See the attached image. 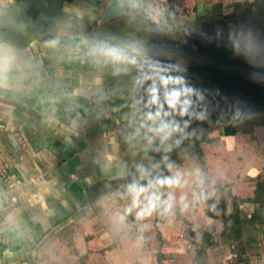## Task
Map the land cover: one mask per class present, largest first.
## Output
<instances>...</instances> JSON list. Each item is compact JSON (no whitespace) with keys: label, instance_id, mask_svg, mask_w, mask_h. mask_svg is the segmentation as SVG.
<instances>
[{"label":"crops","instance_id":"crops-1","mask_svg":"<svg viewBox=\"0 0 264 264\" xmlns=\"http://www.w3.org/2000/svg\"><path fill=\"white\" fill-rule=\"evenodd\" d=\"M156 1L177 10V24L196 25L234 19L238 4L256 0ZM107 3L98 4V14ZM82 6L87 8V3ZM75 24L77 30L60 32L47 47L34 41L17 48L9 39L0 52V264H115L109 260L112 251L123 247V237L140 239L149 264H264L261 253L257 257L243 253L247 257L237 262L239 249L222 240L224 222L209 215L193 180H187L189 195L181 194L182 176L191 168L187 160L162 163L168 174L164 184L153 181L146 189L143 182L140 189H145L139 195L134 192L125 180L129 164L113 131L118 119L114 123L110 116L111 99L96 44L84 27ZM16 39L28 40L22 35ZM237 132L226 134L235 138L234 149L218 145L207 155L212 183L234 181L230 169H237L233 160L240 152L253 158L240 160L241 177L231 184L230 204L225 200L229 211L232 195L247 199L255 195L257 183L248 174L253 165L264 162L263 142L244 133L250 138L241 143L240 129ZM128 145L133 154L145 153ZM153 190L159 198L166 195L155 209L159 198ZM130 207L133 219L126 215ZM141 219L152 225L147 231L150 248L142 246L147 225ZM204 230H211L216 239L206 253L201 251Z\"/></svg>","mask_w":264,"mask_h":264},{"label":"water","instance_id":"water-1","mask_svg":"<svg viewBox=\"0 0 264 264\" xmlns=\"http://www.w3.org/2000/svg\"><path fill=\"white\" fill-rule=\"evenodd\" d=\"M47 1L36 0L38 26L33 29L26 21L23 31L38 32L44 18L56 24L62 0ZM133 2L108 0L99 24L126 15ZM262 12L247 8L234 19L205 20L191 30L154 22L143 13L156 102L172 129L182 134L217 126L229 117L249 119L251 113L264 110V28L256 22L264 18ZM157 150L153 146L152 151Z\"/></svg>","mask_w":264,"mask_h":264},{"label":"trees","instance_id":"trees-1","mask_svg":"<svg viewBox=\"0 0 264 264\" xmlns=\"http://www.w3.org/2000/svg\"><path fill=\"white\" fill-rule=\"evenodd\" d=\"M149 0H145L140 6L131 8L127 17L132 19H119L112 24L104 27L103 31H107L109 36L107 42L100 45L103 60V70L107 76V86L111 99V109L121 108H143L148 116V120L142 124L147 129L150 136L156 132V142L160 135H166V142L173 143L176 136L181 135V131H176L168 125L167 117L161 112L158 103L156 102L155 82L151 77L150 63L146 57H150L151 47L148 45L146 35L142 32L145 8ZM134 3V2H133ZM251 7V3L238 4L236 8L247 9ZM177 10L173 7L165 10L164 18L171 22H175ZM139 17V18H138ZM119 44V45H118ZM120 50V51H118ZM122 50V51H121ZM108 56V57H107ZM145 71L149 72L145 76ZM221 129L225 134H235L239 128L234 124L220 126L216 129H210L200 139L201 141L210 142L213 138L212 133ZM134 140L132 137L130 138ZM129 139V140H130ZM177 142H174L176 146ZM167 145V144H164ZM200 156L203 157L201 147H196ZM182 150V147H181ZM180 152V151H178ZM158 155V151L156 153ZM158 162L165 163L163 157L157 158ZM167 174V171H165ZM168 175V174H167ZM143 188V187H142ZM166 196V195H165ZM254 201L257 206L254 208L250 216L245 214L243 204L248 201ZM205 202L209 215L217 218L221 217L224 222L222 230V240L234 242L243 240V235L246 230H253L258 225L264 224V180L261 175L258 178L255 195L252 199L242 198L237 195H232V210H228L227 202L222 198L214 196H206ZM126 215L128 219H133L132 207L127 208ZM203 246L201 251L206 253V249L216 242L215 235L211 230H204L201 236ZM244 249L237 250V262L242 260ZM162 256L159 250V258Z\"/></svg>","mask_w":264,"mask_h":264},{"label":"rangeland","instance_id":"rangeland-1","mask_svg":"<svg viewBox=\"0 0 264 264\" xmlns=\"http://www.w3.org/2000/svg\"><path fill=\"white\" fill-rule=\"evenodd\" d=\"M102 13L96 14L97 18L101 17ZM98 24H94V29L99 28V29H103L104 26H100L99 24V19L97 20ZM109 24V23H108ZM107 24V25H108ZM162 24H169L170 26H173L177 29H185V26L190 25V24H177L176 22H174V24L171 21L166 20L164 23L162 22ZM195 24V23H194ZM192 24V25H194ZM183 27V28H182ZM119 45V44H118ZM120 51V50H118ZM110 116L112 121L115 123L116 119H118V123L115 124L117 125L113 131H115L118 136H119V140L121 142V146L124 150V153L127 157V160H131L134 156V152L132 151H128V146L127 144L130 142L129 139L130 138H134L135 141H137V147L139 151H147V149L149 148L150 143H154L156 142V132L154 131V134L152 133L151 136L149 134V132L147 131L146 128L143 127V123L144 121L148 120V116L147 114L143 111V109L141 108H127L122 110L121 108H115L114 110L110 111ZM249 119L248 118H243V117H229L224 119V121L222 122V124L219 125H229V124H234L237 126V128H240V132L241 135H239V139L241 141V143H243V141H246L244 138L249 139L250 137H252V140L257 141L258 143H260L261 147H264V138L261 136L259 137V135L256 132V129L253 128V126H251V124L249 125ZM248 125L250 128H248ZM203 127H199L198 129L195 130H191L188 132V134H184L182 136H176L175 139H177V145L181 146L182 145V150H181V155L179 157V161H184L187 160V165L191 166L189 171H186L185 174H183V182H184V186L182 190H181V194L185 197L189 195L190 192V183L187 182L188 179L193 180V186L197 188V191L199 192V195L205 199L206 196L209 195H215L218 196L224 200H226L229 204L231 202V191H232V183H236V180L238 181V179L241 177L240 173L242 172V165L240 164L241 161L240 160H244V162L248 161V162H252L253 158H250L249 155H247L249 152H247L246 154H243L242 152H240L239 154H237V156L234 158V163L237 169L234 170L231 174L233 175V177H231L230 175V179L233 182L227 181L226 179L220 180L219 182L216 180L215 183L210 182V173H209V165H208V159H207V155L208 153H214V151H216V147L218 145H221L222 147L228 146L229 148L234 149L235 146V142L234 139L232 137H226V134L221 130V129H217V131H214L212 133L213 138L210 142L207 141H201L200 134L204 133V130L202 129ZM238 133V132H237ZM235 133V134H237ZM244 133H250V137L243 135ZM166 135H160L158 137V141L162 142L163 144L166 142ZM174 139V140H175ZM134 140H132V143ZM176 141V140H175ZM255 141H253L255 143ZM128 142V143H127ZM234 143V144H233ZM240 143V142H239ZM234 145V146H233ZM199 146L202 149V153H203V157L200 156V153L197 151L196 147ZM135 147V145L133 146ZM136 148V147H135ZM250 149V148H248ZM257 151L258 150H262L260 148H255ZM236 155V154H235ZM239 155V156H238ZM264 155H262L261 158H263ZM127 163L129 164L130 161ZM128 165V169H129ZM256 166V165H255ZM255 166L253 165L251 168V172H249L248 175H252L251 177H253V181H255L257 183L258 178L261 175V179L264 180V162H262L261 164H259L258 166H256L257 168H259V172H257L258 170L255 169ZM197 168V169H196ZM188 170V169H186ZM132 177H130L129 175L126 176L125 180H128V184H131L134 188L136 189L134 192H136L138 194L139 191H142L144 188L140 189V186L142 185V183L144 181L141 182V180H139L137 177L135 179H133L134 181H131ZM254 182V183H255ZM147 184V187L149 188V185L147 182H144ZM246 183V182H245ZM220 185H222V187H220ZM158 187V186H157ZM227 187V188H226ZM159 189H161L159 187ZM162 191V190H161ZM154 192V190H153ZM196 192V191H195ZM155 193V192H154ZM247 194H253V192H246ZM139 195V194H138ZM153 196H156L157 198H159V193H155ZM162 195L159 198V201H157L156 206H154L153 208H157L158 203H161V198ZM158 200V199H157ZM250 203L248 204H243V210L245 212V214L251 213V211L253 210V208H255V206H257L256 202L254 201H249ZM162 204V203H161ZM164 209V207H163ZM162 209V205H161V211ZM165 211V210H164ZM163 212V211H162ZM159 216V215H158ZM158 220V218H157ZM156 220V221H157ZM141 222L145 223V226L147 228V230H145L143 232V235H147L146 238V242L143 243L142 246L150 248L149 247V242H150V238H149V233L147 232L148 229H152V225H149V221H145L144 219H141ZM173 218L170 217L169 218V224L173 225ZM155 226V225H154ZM158 226V225H157ZM154 228V227H153ZM147 233V234H146ZM123 241V247L122 248H118L114 251H112L113 256L112 259L109 260V262H113L115 264H135V260L137 258H142L141 263L142 264H149L150 263V257L148 254H146L144 252V250L140 247L141 245V241L140 239H135V238H131V240L127 237H123L122 239ZM230 244H235L237 246V249L241 250L244 249L245 252L244 254H248L249 253V257H251V255H257L259 253L264 254V224L262 225H258V227L256 229L251 230H246L244 235H243V240H240V242L238 241H234V242H230ZM243 254V258L247 257Z\"/></svg>","mask_w":264,"mask_h":264},{"label":"flooded vegetation","instance_id":"flooded-vegetation-1","mask_svg":"<svg viewBox=\"0 0 264 264\" xmlns=\"http://www.w3.org/2000/svg\"><path fill=\"white\" fill-rule=\"evenodd\" d=\"M52 0L47 1L50 4ZM106 0H62L61 5V16L56 21L55 25H51L47 19H43L40 23L39 31L36 33L25 32L24 27L26 26V21L32 24L33 29L37 28L38 26V16L40 14V9L36 7V0H0V52L3 51L4 47H7L5 41H10L9 39L13 40V44L15 47H27L33 45L32 43L35 41V44L40 46L41 48L47 47L62 31L72 30L75 28L77 30V26L75 23H79L81 29L84 27L85 32L88 35L93 37V40L96 44L97 55L99 57V62L101 67L103 68V59L104 56L101 53L100 45L107 42L109 36L107 31H103L104 27L107 25H100L104 26L103 29L96 28L94 29V24H98V19L96 14H98L99 7L98 4L105 2ZM87 3V8H84L82 5ZM140 2L136 3V6H140ZM80 6L79 9L76 10L75 6ZM100 8V7H99ZM252 9L255 11L263 10L264 13V0H256L251 2V7L249 10ZM240 13L242 10L241 8L237 9ZM76 13H80L79 15H75ZM130 12V11H129ZM129 12L117 18L119 19H127V15ZM261 13V16L264 14ZM8 14V15H7ZM88 14V15H87ZM166 18H163L160 23H164ZM116 20L109 22V24L113 23ZM256 22L258 23V27L264 28V18L257 19ZM174 24V22H172ZM199 22L196 25H187L185 29L182 30H191L192 28H196L199 26ZM256 24V23H252ZM170 26L169 24H165ZM31 27V28H32ZM183 28V27H182ZM59 30V31H58ZM35 31V30H34ZM80 32V29L78 30ZM76 31V32H78ZM24 36L28 40H17V36ZM6 38V39H5ZM10 43V42H9ZM122 51V50H121ZM108 57V56H107ZM104 69V68H103ZM105 73V72H104ZM149 72L145 71V76H147ZM107 75V74H106ZM105 75V76H106ZM151 77L152 74H151ZM107 78V76H106ZM138 108V107H133ZM115 107L112 108L114 110ZM143 109V108H141ZM144 110V109H143ZM249 125L253 126L256 129L257 134L259 137L264 138V110L255 111L250 114L249 116ZM222 125H217L213 127H203L204 133L200 134L201 138L207 131L210 129H216ZM224 127L226 125H223ZM250 128L248 125H245ZM239 128V127H238ZM240 129V128H239ZM191 131V130H190ZM189 131L182 133L180 136L184 135L185 133L188 134ZM175 139V138H173ZM176 140V141H175ZM173 140V143L158 144L157 142L150 143L149 148L143 155L135 153L133 158L130 160L129 169L127 171V175L133 178L137 177L141 181L147 182L148 184H152L154 182H162L166 180L165 173H163V169H161V163L158 162L157 158L163 157L167 163L176 164L179 162V157L181 155V146L174 145V142H177V139ZM132 143V139L129 140ZM128 143V142H127ZM128 145V144H127ZM133 145H137V141L133 143ZM157 145L159 147L158 155L152 151L153 146ZM129 146V145H128ZM151 150V154L147 155V152ZM180 151V152H178ZM140 152V151H139ZM156 167V169L154 168ZM154 186V185H153Z\"/></svg>","mask_w":264,"mask_h":264},{"label":"built area","instance_id":"built-area-1","mask_svg":"<svg viewBox=\"0 0 264 264\" xmlns=\"http://www.w3.org/2000/svg\"><path fill=\"white\" fill-rule=\"evenodd\" d=\"M165 9L156 0H150L145 8V14L154 22L160 23L164 18Z\"/></svg>","mask_w":264,"mask_h":264}]
</instances>
